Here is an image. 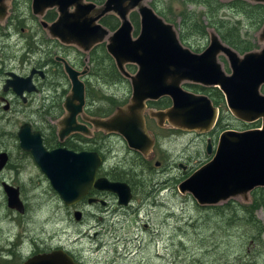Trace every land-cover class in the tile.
I'll return each mask as SVG.
<instances>
[{"label": "water", "instance_id": "water-1", "mask_svg": "<svg viewBox=\"0 0 264 264\" xmlns=\"http://www.w3.org/2000/svg\"><path fill=\"white\" fill-rule=\"evenodd\" d=\"M6 1L0 0L1 18L7 15ZM244 1L264 5V0ZM50 7H56L59 13L57 23L51 27L55 36L86 53L106 41L107 52L118 71L131 81L132 95L127 107L119 109L108 120H92L97 128L119 133L131 150L145 153L153 145L145 132L142 115L146 102L168 97L171 107L153 113L161 123L167 121L187 131L210 132L217 124L218 108L208 96L190 92L183 85L218 88L237 121L245 124L261 121L262 129L225 130L215 145L208 139V162L181 181L178 191L191 195L200 206H215L236 198L247 202L252 191L264 188V94L261 90L264 86V25L258 35L263 43L260 51L240 55L212 31L208 47L195 53L181 43L174 25L159 16L146 0H106L102 6L87 0H33L36 14ZM132 11H137L141 20L136 38L129 19ZM109 13L121 21V26L112 34L100 23ZM221 55L228 59L229 74L219 61ZM128 65L137 67L135 75L128 72ZM67 71L73 89L66 103L68 116L61 122V140L70 133L87 132V128L76 121L85 102L84 84L78 72L69 67ZM22 143L24 149L31 150L66 205L79 202L93 187L117 194L120 204L130 201L128 185L106 178L95 181L102 162L98 154L75 153L63 148L46 152L40 139L38 146L24 139ZM5 190L9 208L22 212L19 190L11 186H6ZM24 264L78 263L64 251H53L31 257Z\"/></svg>", "mask_w": 264, "mask_h": 264}, {"label": "flooded vegetation", "instance_id": "flooded-vegetation-1", "mask_svg": "<svg viewBox=\"0 0 264 264\" xmlns=\"http://www.w3.org/2000/svg\"><path fill=\"white\" fill-rule=\"evenodd\" d=\"M91 1L97 4L95 1ZM105 2L106 0L97 5L102 6ZM5 4L7 5V15L1 18L0 13V191L8 211L14 214L16 219L28 218L31 214L28 190L46 187V191H43L44 194H48L49 197L52 194L54 198H58L59 211L55 210L52 218L62 219L61 222L67 221L66 225H59L61 230L58 231L67 240H70L74 235L71 232L72 224L80 225L78 240H81L82 236H90L89 231L94 228V225L91 227L90 224H87L89 228L87 233V229L84 228L85 220L89 217L98 223H108V220L114 216H125L143 211V218L151 219L155 212L154 205L160 203L164 198L162 193L164 180H161L164 177V127L168 126L170 129L207 137L205 151L208 147V139L213 145L216 144L217 135L213 132L214 129L201 133L175 128L167 121L161 123L158 118L153 116V113L164 112L172 105L168 97H163L156 101L146 102L142 112L145 132L153 145L145 153L131 150L119 133L106 132L92 123V120H108L119 109L126 108L131 98L130 96L127 102L119 105L115 103L120 102L116 97L105 95V80L102 75L103 58L99 55L98 66L95 67L96 61L90 54L96 46L86 53L78 46L65 44L55 36L51 27L57 23L59 18L56 7L47 8L36 14L33 9V0H7ZM133 12L137 11H132L129 19L133 25V36L137 37L140 30L136 34L135 24L130 18ZM109 16L118 20L114 29H110L103 23V19ZM100 23L109 30L110 34L121 26L120 19L113 13L105 15ZM106 43L105 41L101 44H105L106 47ZM68 67L80 74L79 80L84 84L85 102L76 121L79 125L86 127L87 132L70 133L61 140L59 136L62 129L61 122L68 116L66 103L72 95L73 89V83L67 71ZM128 72L135 75L137 70H128ZM122 77L123 83L130 85L132 90L131 81L123 75ZM113 83V87H117L121 82ZM183 87L196 93L188 85L184 84ZM106 97L108 98L106 99ZM164 98L170 102L167 107H164ZM229 129L236 128L227 130ZM210 135L213 138H209ZM22 139L35 146H38L40 139L41 146L46 152L63 148L75 153L98 154L102 162L97 169L95 181L106 178L111 182L128 185L131 193L130 201L126 205L120 204L117 194L93 187L82 200L72 205H66L52 188L46 174L36 163L31 150L22 147ZM122 145L125 148H121ZM121 149L125 154L124 159L117 158L116 155ZM122 161L123 165H121ZM125 165H130V167H125ZM179 166L186 172L185 174L193 170L187 171L188 166L184 164H179ZM33 174L34 176H32ZM6 186L19 190L23 203L22 212L9 208ZM188 196L192 198L191 195L188 194ZM193 201L195 200L193 199ZM146 207L149 211L146 210ZM144 228H148V225H144ZM152 229L149 230L152 234L157 236L161 234L158 232L159 229ZM109 232H95L94 236H98L100 233L111 235ZM261 232L264 234V226L257 227L256 234L249 237L250 239L247 238L249 240H245L250 241L252 247H257L260 241L258 235ZM25 234L26 230L23 235ZM56 237L57 233L54 232L48 234L46 240L52 241ZM60 238L58 237V240ZM39 241L41 240L39 239ZM12 245L13 248H7L4 251L7 254L6 260L18 256L22 259L21 264L31 257L53 251H64L78 264H98L92 262L90 257L83 255L73 244L65 245L61 242H58L57 245L41 244L37 239L30 240L29 237L19 246L16 243H12ZM27 245L31 248L27 256L17 255L20 249ZM18 248L19 251L15 254L14 250H18ZM0 262L1 264H12L14 261L0 260Z\"/></svg>", "mask_w": 264, "mask_h": 264}, {"label": "rangeland", "instance_id": "rangeland-1", "mask_svg": "<svg viewBox=\"0 0 264 264\" xmlns=\"http://www.w3.org/2000/svg\"><path fill=\"white\" fill-rule=\"evenodd\" d=\"M146 3L166 22L173 24L177 33L179 32V13L182 10V0H146ZM170 10L172 14L169 13ZM162 11L165 13V18L171 20L170 22L164 18V15H160ZM222 14L232 17V12L229 11ZM246 22L243 23L244 34L249 27V22ZM250 35L254 45L253 51H260L263 43L258 39L259 32L250 31ZM186 42L181 43L193 52L201 53L208 47L210 36L206 39L193 37ZM98 52L102 56L101 50ZM219 61L229 74L231 70L228 59L221 55ZM107 63L110 64L109 61ZM127 69L135 71L137 67L128 65ZM113 82L115 81L110 77H108V81H105V95L114 96L120 101L129 100L132 95L130 85L121 82L119 86L113 87ZM231 117L232 120L228 119V122L230 128H236L234 130H253L262 125L259 121V127H255V123L245 124L237 121L232 115ZM210 137L213 138L211 135ZM216 138L218 139V136ZM206 139L207 137L170 129L168 126L164 127V177L161 178L164 180V191L162 192L164 198L160 203L154 205L155 212L151 219L143 218V211L125 216H114L108 220V223H98L89 217L85 220L86 233L89 231L87 224H90L91 227L94 225V228L89 231L90 236H82L81 240L77 238L80 233V225L72 224L71 232L74 235L70 240L58 232L61 230L60 226L66 225L67 221L61 222L62 219L52 218L53 212L59 211V203L58 198H54L52 194L50 197L48 194H44L43 191H46V187L28 190L31 214L24 219L14 218V214L10 213L3 203L4 199H2L0 191V260L21 264L22 259L18 256L6 260L7 254L4 251L7 248L11 249L12 243L19 246L22 241L30 237V240L37 239L41 244L57 245L58 242L65 245L73 244L83 255L90 257L92 262L98 264H264V234L261 232L258 235L260 241L257 247H252L250 241H247L250 239L249 237L256 234L257 227L264 225L263 210L255 212V218L260 223V226H257L253 222L243 220L245 216L242 213L237 217H230V215L219 216L214 209L199 211L196 208L198 204L188 194L182 195L178 191V184L190 176L200 165L206 163L207 158H210L205 151ZM121 148L125 147L122 145ZM116 155L117 158H125L122 149ZM123 164L122 161L121 165ZM179 164L187 165V171L193 170L185 174L186 172L180 168ZM125 167H130V165H125ZM183 177L185 178L182 179ZM232 200L238 208L252 202L251 195L247 202L241 198ZM227 202H222L214 207L224 208ZM147 208L146 210L149 211ZM62 217L64 216L62 215ZM232 220L234 222H231ZM144 225H148V228H144ZM152 228L159 229L158 232L161 234L158 236L152 234L149 231ZM25 230L26 234L23 235ZM100 231L106 233L110 231L111 235L100 233L98 236H94L95 232ZM54 232L57 233V237L52 241L46 240L48 234ZM58 237H61L60 240ZM30 249V246L27 245L20 251L19 248L14 250V253L19 251L17 255L22 254L26 257Z\"/></svg>", "mask_w": 264, "mask_h": 264}, {"label": "trees", "instance_id": "trees-1", "mask_svg": "<svg viewBox=\"0 0 264 264\" xmlns=\"http://www.w3.org/2000/svg\"><path fill=\"white\" fill-rule=\"evenodd\" d=\"M97 4H102L105 0H93ZM192 7V8H191ZM229 11L232 12V17H226L222 13ZM160 15L165 13L162 11ZM172 14V11H169ZM180 23L178 26L179 39L182 43H187L186 41L192 39L193 37L208 38L210 31H214L218 34L222 42L226 43L237 51L240 55L251 52L254 50V45L252 43V36L250 31L259 32L264 25V5L254 4L249 1L244 0H233L223 2L222 0H182V10L179 13ZM132 22L135 24L136 34L140 30V18L137 12H133L130 16ZM167 21H171L165 18ZM248 21V22H246ZM249 24L246 33H243V23ZM103 23L110 29H114L118 20L115 17H107L103 19ZM99 50L102 52L103 67L102 75L105 81H108V77L112 78L115 82H123L124 79L119 73L113 59L106 51L105 44L96 46L90 54L94 56L96 61L95 67H97V59L99 57ZM110 62V64L107 63ZM194 92H201L207 95L214 106L219 109V118L213 132L221 134L228 128H230L228 119L232 120L230 112L226 106V101L223 93L215 87H203L199 85L187 84ZM262 93L264 94V86L262 87ZM108 97H106L107 99ZM120 101L115 102L116 104L122 105L127 102ZM170 105L168 99L164 98V107ZM254 124V123H251ZM255 127H259V121L255 122ZM209 158H207L208 160ZM204 163V162H203ZM202 164V163H201ZM186 177V176H185ZM183 177L182 179H184ZM181 179V180H182ZM180 180V181H181ZM252 202L247 206H238L233 200L228 201L224 208L205 206L196 208L199 211L214 209L219 216L230 215V217H237L242 213L245 218L243 220L253 222L255 225H260L259 221L255 218V212L257 210H263L264 212V188H258L251 193ZM226 209V210H224ZM231 222H234L232 220ZM264 226V225H263Z\"/></svg>", "mask_w": 264, "mask_h": 264}, {"label": "bare ground", "instance_id": "bare-ground-1", "mask_svg": "<svg viewBox=\"0 0 264 264\" xmlns=\"http://www.w3.org/2000/svg\"><path fill=\"white\" fill-rule=\"evenodd\" d=\"M260 32V31H259Z\"/></svg>", "mask_w": 264, "mask_h": 264}]
</instances>
